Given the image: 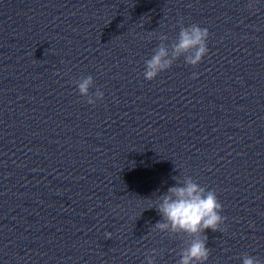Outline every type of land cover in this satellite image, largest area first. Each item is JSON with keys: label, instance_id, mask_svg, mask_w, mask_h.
Masks as SVG:
<instances>
[{"label": "water", "instance_id": "obj_1", "mask_svg": "<svg viewBox=\"0 0 264 264\" xmlns=\"http://www.w3.org/2000/svg\"><path fill=\"white\" fill-rule=\"evenodd\" d=\"M181 23L209 51L146 80ZM174 176L223 206L205 264H264V0H0V264H177Z\"/></svg>", "mask_w": 264, "mask_h": 264}, {"label": "clouds", "instance_id": "obj_2", "mask_svg": "<svg viewBox=\"0 0 264 264\" xmlns=\"http://www.w3.org/2000/svg\"><path fill=\"white\" fill-rule=\"evenodd\" d=\"M251 6L250 3L249 7ZM208 37L209 30L195 23L189 26L181 23L178 37L170 45L165 43L167 35L161 34L160 43L154 49L151 58L144 62V78L146 80L156 78L159 73L171 68L181 56L184 57L186 64L196 66L209 51ZM196 75L193 73V78ZM75 83L78 92L89 104L96 103L104 96L99 88L90 94V88L94 85V78L91 75L82 76ZM173 179L176 183L159 195L154 205L161 219L153 227L161 232L185 234L190 237L186 246L180 249L177 264H205L210 256V248L206 246L208 238L204 232L209 228L213 231L220 230V225L226 219L221 214L223 206L214 190L200 185L193 177L186 176L180 179L174 176ZM156 254L157 250L151 249L150 253H146V260L142 264H155ZM242 264H262V261L245 253Z\"/></svg>", "mask_w": 264, "mask_h": 264}]
</instances>
